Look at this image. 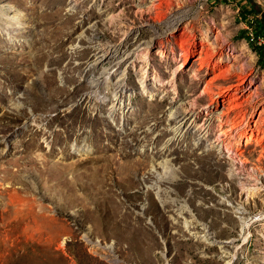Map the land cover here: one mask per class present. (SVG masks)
Here are the masks:
<instances>
[{"label": "rangeland", "instance_id": "374dc122", "mask_svg": "<svg viewBox=\"0 0 264 264\" xmlns=\"http://www.w3.org/2000/svg\"><path fill=\"white\" fill-rule=\"evenodd\" d=\"M251 30L264 0H0V264H264Z\"/></svg>", "mask_w": 264, "mask_h": 264}, {"label": "bare ground", "instance_id": "6f19581e", "mask_svg": "<svg viewBox=\"0 0 264 264\" xmlns=\"http://www.w3.org/2000/svg\"><path fill=\"white\" fill-rule=\"evenodd\" d=\"M178 27L177 26H174L173 28H171V30H167V31H165V35L167 34V33H169V35L171 36V37H173V38H175V39H177V42H179V44L181 43V39H180V30L178 31V29H177ZM252 35V41H256L255 39H254V37H253V34H251ZM162 37H164V36H162L161 35V37H159V38H162ZM169 37V36H168ZM178 37H179V39H178ZM183 42V41H182ZM182 45V44H181ZM185 45V44H184ZM149 46L150 47H152L153 46V44L151 43V44H149ZM182 47H183V45H182ZM184 48H186V47H184ZM183 48V49H184ZM197 48V47H196ZM185 50V49H184ZM193 50V49H192ZM192 50H186L185 51V53L183 54L184 56H183V60H184V62H185V64H187V62H188V60L189 59H191L192 57H194V55H195V51H192ZM192 51V52H191ZM126 60V59H125ZM220 67V66H219ZM216 79V78H215ZM242 79V82H244L243 80H244V77H242L241 78ZM209 86H211V84L209 85ZM239 90L240 88L239 87H237L235 90ZM205 92L206 93H211V87H207L206 89H205ZM223 93H225V92H227V91H222ZM235 92V91H234ZM222 93V94H223ZM229 93V92H228ZM228 93H225V94H228ZM233 93V92H232ZM221 94V95H222ZM224 94V95H225ZM226 96V95H225ZM235 96V95H234ZM217 97V96H216ZM219 97V96H218ZM222 98V97H221ZM229 98H230V96H229ZM223 99H224V97H223ZM215 103H217V99L214 97V96H212L211 95V97H210V103H209V106H211L210 108H214L215 110H218V108H219V101H218V107L217 106H214V104ZM233 105H234V103H233ZM183 108V107H182ZM237 108V107H236ZM178 108H174L173 110H172V115H173V117L175 118V115L176 114H178L177 113V110ZM232 109V108H231ZM234 110V109H233ZM209 112H211V110H208ZM213 111V110H212ZM208 112V113H209ZM241 112V111H240ZM181 114V113H180ZM184 115V114H183ZM238 115V114H237ZM177 116V115H176ZM172 117V118H173ZM235 118V117H234ZM229 119V118H228ZM189 120V118H188V116H183L182 118H181V122L182 123H185V122H187ZM180 121V120H179ZM234 121V120H233ZM193 123H195V122H193ZM181 124V123H180ZM182 129V128H181ZM210 130V129H209ZM209 130L207 131V132H209ZM247 132V131H246ZM245 132V133H246ZM214 133V132H213ZM228 133V132H227ZM224 137V136H223ZM253 137V136H252ZM220 138V137H219ZM243 138V137H242ZM246 139V138H245ZM259 139V138H258ZM225 141V140H224ZM221 143V142H220ZM233 144V143H232ZM229 145H231V143L229 144ZM228 145V146H229ZM228 146H227V148H228ZM232 146V145H231ZM216 147H218V149H219V146H216L215 144H212V148H216ZM246 147V146H245ZM229 149V151L231 152L233 149L232 148H228ZM238 149V148H237ZM240 150V152H241V149H239ZM239 150L237 151V152H239ZM234 151V150H233ZM172 173V172H171Z\"/></svg>", "mask_w": 264, "mask_h": 264}, {"label": "built area", "instance_id": "2783aa9c", "mask_svg": "<svg viewBox=\"0 0 264 264\" xmlns=\"http://www.w3.org/2000/svg\"><path fill=\"white\" fill-rule=\"evenodd\" d=\"M249 33L253 34L254 39L260 43V47L264 48V32L257 34L256 31L251 30Z\"/></svg>", "mask_w": 264, "mask_h": 264}, {"label": "trees", "instance_id": "16d2710c", "mask_svg": "<svg viewBox=\"0 0 264 264\" xmlns=\"http://www.w3.org/2000/svg\"><path fill=\"white\" fill-rule=\"evenodd\" d=\"M262 32H264V30L262 31H256L257 34H261ZM254 42H257V41H254ZM258 44H260L259 42H257Z\"/></svg>", "mask_w": 264, "mask_h": 264}]
</instances>
